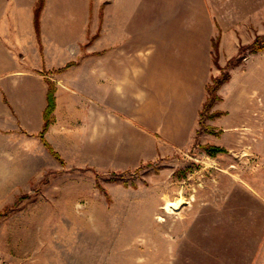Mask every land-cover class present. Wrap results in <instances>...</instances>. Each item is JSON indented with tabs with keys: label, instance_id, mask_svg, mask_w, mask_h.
Instances as JSON below:
<instances>
[{
	"label": "rangeland",
	"instance_id": "1",
	"mask_svg": "<svg viewBox=\"0 0 264 264\" xmlns=\"http://www.w3.org/2000/svg\"><path fill=\"white\" fill-rule=\"evenodd\" d=\"M113 1L88 0L83 51L94 44L95 25L110 14ZM224 1L151 0L146 14L152 58L164 18L168 32H181L184 21L191 19H198L201 38L216 31L207 86L216 78L226 80L209 110L203 109L206 86L197 134L188 145L186 137L184 146L168 143L167 154L134 166L95 164L82 155L91 150L85 149L75 123L82 114L71 110L73 97L84 107L97 99L102 111L118 103L111 96L101 101L94 86L78 82L71 86L72 94L62 91L57 103L51 79L55 108L58 104L59 113L64 109L69 115L70 147L58 151L47 140L56 156L40 134L43 149L25 145L23 166L8 161L0 167V264H264V13L257 27L248 28L249 42L235 55L222 56L218 44L223 22L239 12ZM247 60L254 61L249 69ZM241 71L256 73L257 80L244 78ZM244 79L251 86L244 89L249 101L240 111V104L238 110L235 105ZM156 119L150 123L154 127L166 124ZM158 132L161 139L162 130ZM112 137L101 143L114 144ZM157 145L162 149L160 141Z\"/></svg>",
	"mask_w": 264,
	"mask_h": 264
},
{
	"label": "crops",
	"instance_id": "2",
	"mask_svg": "<svg viewBox=\"0 0 264 264\" xmlns=\"http://www.w3.org/2000/svg\"><path fill=\"white\" fill-rule=\"evenodd\" d=\"M37 1L0 0V167H7L9 162L23 166L25 145L32 143L37 150L43 149L39 135L51 79L56 83L57 103L62 91L73 93L74 82L94 86L93 95L101 101L111 96L118 103L102 111L97 99L95 105L84 107L73 97L71 110L82 114L75 123L87 143L85 149L91 150V154L81 150L82 155L95 164L134 166L167 154L168 143L181 147L184 137L188 138L187 145L195 140L207 97L212 65L209 55L216 31L201 38L198 19H191L184 21L181 32H168L167 24L162 25L167 21L164 18L155 34L158 53L152 58L151 20L146 16L151 0H114L110 14L95 25L94 44L83 51L81 43L89 32L88 0H45L38 30ZM226 1L224 5L239 7V12L223 22L218 44L222 56L235 55L241 44L249 42L248 28L252 24L257 27L264 13V0ZM247 7L250 10H245ZM248 62L247 69L254 65V61ZM240 73L257 80L256 73ZM250 86L244 79L236 97L237 110L238 103L240 111L248 105L244 89ZM103 87H110L111 94L100 90ZM85 93L92 95L88 90ZM53 115L44 136L60 151L59 147H70L69 115L64 109L59 113L58 104ZM70 117L74 118L72 114ZM158 117L166 121L164 126L162 122L151 125ZM159 129L161 139L155 135ZM110 135L114 144H102Z\"/></svg>",
	"mask_w": 264,
	"mask_h": 264
},
{
	"label": "trees",
	"instance_id": "3",
	"mask_svg": "<svg viewBox=\"0 0 264 264\" xmlns=\"http://www.w3.org/2000/svg\"><path fill=\"white\" fill-rule=\"evenodd\" d=\"M44 4H45V0H38L36 4L35 18H36L37 30L39 29V18ZM225 80L226 78H216L215 81L213 80L214 81L213 85L209 84L207 86L209 96L204 104L203 109L209 110L212 107V105H214V103L219 99L218 95L216 94V90ZM48 82H49L48 97H47L48 103L44 112V125L41 131V139L43 140L45 145H47L52 150V152L55 153L56 156H58V152H56L54 147L47 141V139L44 136V133L47 131L49 125L51 124L52 113L55 109V96H54V89L52 88L53 82L51 80H48Z\"/></svg>",
	"mask_w": 264,
	"mask_h": 264
}]
</instances>
